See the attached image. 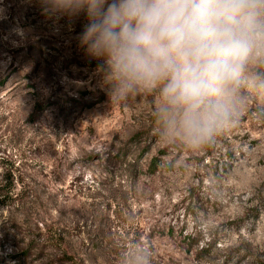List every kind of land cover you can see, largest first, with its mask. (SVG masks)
Here are the masks:
<instances>
[{"label": "rangeland", "instance_id": "374dc122", "mask_svg": "<svg viewBox=\"0 0 264 264\" xmlns=\"http://www.w3.org/2000/svg\"><path fill=\"white\" fill-rule=\"evenodd\" d=\"M86 23L0 0V264H264V92L211 144L161 142Z\"/></svg>", "mask_w": 264, "mask_h": 264}, {"label": "clouds", "instance_id": "9594fccd", "mask_svg": "<svg viewBox=\"0 0 264 264\" xmlns=\"http://www.w3.org/2000/svg\"><path fill=\"white\" fill-rule=\"evenodd\" d=\"M101 60L111 102L152 97L161 142L211 144L241 116V87L264 92V0H41ZM22 33L23 29H16Z\"/></svg>", "mask_w": 264, "mask_h": 264}, {"label": "trees", "instance_id": "16d2710c", "mask_svg": "<svg viewBox=\"0 0 264 264\" xmlns=\"http://www.w3.org/2000/svg\"><path fill=\"white\" fill-rule=\"evenodd\" d=\"M6 193H8V190L6 191ZM0 195H1V194H0ZM3 196H6V194H5V193H2V197H3Z\"/></svg>", "mask_w": 264, "mask_h": 264}]
</instances>
